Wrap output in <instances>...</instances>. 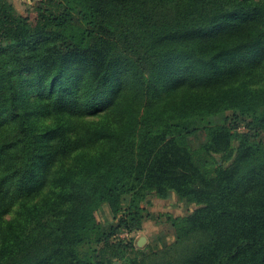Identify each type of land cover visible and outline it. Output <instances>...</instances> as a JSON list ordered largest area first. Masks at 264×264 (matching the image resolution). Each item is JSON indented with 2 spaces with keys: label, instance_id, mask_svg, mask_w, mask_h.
Returning a JSON list of instances; mask_svg holds the SVG:
<instances>
[{
  "label": "trees",
  "instance_id": "obj_1",
  "mask_svg": "<svg viewBox=\"0 0 264 264\" xmlns=\"http://www.w3.org/2000/svg\"><path fill=\"white\" fill-rule=\"evenodd\" d=\"M117 260L264 264V0H0V264Z\"/></svg>",
  "mask_w": 264,
  "mask_h": 264
},
{
  "label": "rangeland",
  "instance_id": "obj_2",
  "mask_svg": "<svg viewBox=\"0 0 264 264\" xmlns=\"http://www.w3.org/2000/svg\"><path fill=\"white\" fill-rule=\"evenodd\" d=\"M18 12H26V10L31 6L34 0H11ZM243 129V126H241ZM240 128V129H241ZM201 137L194 138L195 142L200 140ZM146 206L147 216L149 220L146 221L144 228L140 231H137L133 236L125 235L126 232L119 231L114 237L115 242L118 240L128 241L134 239L135 248L132 250V254L136 253V250H142L148 252L154 248L155 240L162 234H167V242H171L172 236V227L170 221L168 220V215H180L186 213L191 207L186 206L184 203L179 201L175 196L170 197L169 199H159L155 196H150L144 202ZM107 211L106 209L104 210ZM100 217H104L102 213L99 214ZM143 236L145 239L141 240L138 244V239ZM119 264V261H116Z\"/></svg>",
  "mask_w": 264,
  "mask_h": 264
},
{
  "label": "water",
  "instance_id": "obj_3",
  "mask_svg": "<svg viewBox=\"0 0 264 264\" xmlns=\"http://www.w3.org/2000/svg\"><path fill=\"white\" fill-rule=\"evenodd\" d=\"M145 238L143 236H141L139 239H138V244L140 243L141 240H144ZM114 264H117V262H114Z\"/></svg>",
  "mask_w": 264,
  "mask_h": 264
},
{
  "label": "built area",
  "instance_id": "obj_4",
  "mask_svg": "<svg viewBox=\"0 0 264 264\" xmlns=\"http://www.w3.org/2000/svg\"><path fill=\"white\" fill-rule=\"evenodd\" d=\"M135 233H137V232H131V233H127L126 232L125 235H128V236L131 235V236H133Z\"/></svg>",
  "mask_w": 264,
  "mask_h": 264
}]
</instances>
